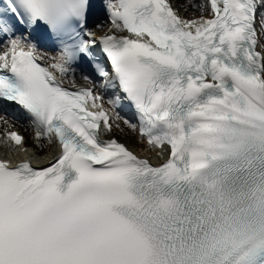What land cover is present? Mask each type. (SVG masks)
I'll use <instances>...</instances> for the list:
<instances>
[{
    "label": "snow or ice",
    "instance_id": "snow-or-ice-1",
    "mask_svg": "<svg viewBox=\"0 0 264 264\" xmlns=\"http://www.w3.org/2000/svg\"><path fill=\"white\" fill-rule=\"evenodd\" d=\"M192 6L199 18L169 0H0V110L59 147L43 168L0 160V264H264V0ZM81 65L101 82L66 87ZM124 101L165 162L100 138ZM3 142L28 151L17 132Z\"/></svg>",
    "mask_w": 264,
    "mask_h": 264
},
{
    "label": "bare ground",
    "instance_id": "bare-ground-1",
    "mask_svg": "<svg viewBox=\"0 0 264 264\" xmlns=\"http://www.w3.org/2000/svg\"><path fill=\"white\" fill-rule=\"evenodd\" d=\"M169 3L173 6L174 9L177 10V14L183 19H196V18H199V16L201 15L199 8L193 7L192 4L193 3H195V4L203 3V0H192V3H189V0H169ZM185 9H187V10H185ZM209 12H210V9L207 8L205 10V12L203 13V15L206 17V15ZM109 26H110V24L106 23V24H102L101 27H97V29H101L102 31H105L108 29ZM93 27H95V23H91L89 26L90 29H92ZM263 40H264V35L261 34V41L264 43ZM43 48H45V47H40L41 52H43L42 51ZM49 51L53 54L55 53L53 50H49ZM68 78H70V77H68ZM0 117H3V120H0V151H2V149H3L1 146H2V144H4V142H3L5 139L4 133L6 131H8V129L11 128V127H9L10 125H13L16 128H19V130L23 133V144H25V148L28 150L27 152H29L31 147H34L33 159H37V160H43V159L45 160L46 159L44 152L50 147V143H49L47 148L43 147V144H42V143H44L42 141L43 139L38 140V139H36V136H35L36 133L33 132V134H32L33 128H32V126H30V122L26 121L25 115L22 112H19V114L16 115V114H12L8 111L3 112L2 110H0ZM4 120H6L7 123H4ZM124 128H125V132H126L125 137L128 139V141H130V145H132L136 151H138L139 153H143V154H148L150 152H153V154H151V157L157 155L156 152L159 150L157 148H151L147 144H146V146L149 149L146 148V150H143L140 148V146H142V143L144 144V140L141 138V136L137 133L136 130H134L135 137H133L131 135V132H130L128 125L125 124ZM112 129H114V128L112 127ZM1 141H2V143H1ZM8 144H11V142H8ZM14 153H17V150L11 151L9 154H14ZM21 153H25V152H21Z\"/></svg>",
    "mask_w": 264,
    "mask_h": 264
},
{
    "label": "rangeland",
    "instance_id": "rangeland-1",
    "mask_svg": "<svg viewBox=\"0 0 264 264\" xmlns=\"http://www.w3.org/2000/svg\"><path fill=\"white\" fill-rule=\"evenodd\" d=\"M92 23V22H91ZM264 35V34H263ZM264 41V40H263ZM54 55H56L55 53L52 55V56H54ZM17 115V114H16ZM26 119V121L27 122H29V120H27V118H25ZM123 120L124 119H121V120H117V119H115L114 118V120H113V124H114V130H112V133H114V134H116V135H118L119 137H122V138H125L127 141H128V139L125 137L126 136V132H125V124L123 123ZM116 124H119L120 125V127L119 128H117L116 127ZM123 126V127H122ZM9 127H15V126H13V125H10ZM129 129H130V132H131V135L133 136V137H135V135H134V130L132 129V128H130L129 127ZM121 130V131H120ZM34 132V131H33ZM33 134V133H32ZM44 143H42L43 144V147L44 148H47L48 147V145H49V142H47V140H45V139H43L42 140ZM129 143H130V141H128ZM46 146V147H45ZM138 147V146H137ZM145 147V148H144ZM140 148L141 149H143V150H146V148H148L147 146H146V144L144 143H142V146H140ZM31 149H34V147H31ZM149 149V148H148ZM147 149V150H148ZM7 151L9 152V151H11L10 149H7ZM148 152V151H147ZM146 152V153H147Z\"/></svg>",
    "mask_w": 264,
    "mask_h": 264
}]
</instances>
